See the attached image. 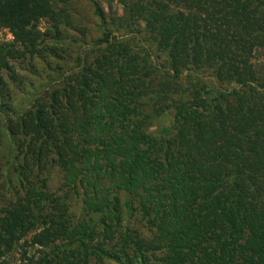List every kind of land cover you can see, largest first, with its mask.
Segmentation results:
<instances>
[{
	"label": "trees",
	"instance_id": "1",
	"mask_svg": "<svg viewBox=\"0 0 264 264\" xmlns=\"http://www.w3.org/2000/svg\"><path fill=\"white\" fill-rule=\"evenodd\" d=\"M139 3L118 21L95 2L98 35L32 108L0 101V264L40 225L35 243L77 251L61 264H264V78L246 66L264 0ZM57 15L0 0L25 46L44 44L42 17L60 40Z\"/></svg>",
	"mask_w": 264,
	"mask_h": 264
},
{
	"label": "rangeland",
	"instance_id": "2",
	"mask_svg": "<svg viewBox=\"0 0 264 264\" xmlns=\"http://www.w3.org/2000/svg\"><path fill=\"white\" fill-rule=\"evenodd\" d=\"M53 10L58 13L59 19L62 17L70 24L69 30L66 27H59L61 35L60 40L55 41L53 37L56 29L54 20L51 17H42L38 21L37 29L46 38L44 44L36 47L21 43L16 40L14 31L9 26L0 27V60L2 53L5 62L11 65V69H6L0 65V101L8 104H14L18 111L30 109L34 103L32 96L37 93L40 97L45 93L48 85L56 78L52 69L59 65H64L65 61L73 63L78 52L79 42L74 39L84 37L89 40L91 35H98L99 19L94 14L95 2H98L104 10L107 18H115L118 21L130 15L132 3H138L142 0H48ZM175 5H172L174 7ZM57 15V16H58ZM71 33L67 38L65 33ZM49 33L47 37L46 34ZM48 38V39H47ZM39 41V40H38ZM36 41V42H38ZM48 44V45H46ZM13 47H9V46ZM46 45L45 47H43ZM43 47V48H42ZM50 63V66L45 64ZM246 66L254 69L258 78H264V44L253 41L250 44L249 58ZM11 70V71H10ZM53 78H50V77ZM41 83H44L41 86ZM174 121L173 112H168L160 121V125L154 127V130L164 131ZM5 138H0V155L5 146ZM0 166L5 163L7 157L0 156ZM0 169V183L5 181L4 172ZM36 171L29 175L32 178ZM54 177V176H53ZM39 179V178H37ZM53 185L55 180L53 179ZM51 181V182H52ZM74 217V216H73ZM46 226H39L33 229L24 237L16 241L14 248L4 256L5 264H45L47 257L49 264H61L67 260H78V253L75 250L65 247L68 240L52 241L48 244L35 243L33 238L40 234ZM59 249H56L59 247Z\"/></svg>",
	"mask_w": 264,
	"mask_h": 264
}]
</instances>
